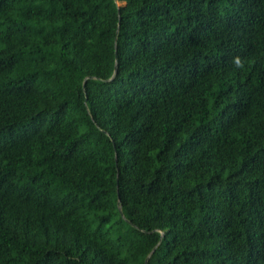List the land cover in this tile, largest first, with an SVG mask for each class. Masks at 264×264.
Instances as JSON below:
<instances>
[{"label": "trees", "instance_id": "1", "mask_svg": "<svg viewBox=\"0 0 264 264\" xmlns=\"http://www.w3.org/2000/svg\"><path fill=\"white\" fill-rule=\"evenodd\" d=\"M0 264H264V0H0Z\"/></svg>", "mask_w": 264, "mask_h": 264}]
</instances>
